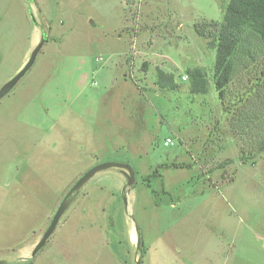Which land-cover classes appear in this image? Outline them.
I'll list each match as a JSON object with an SVG mask.
<instances>
[{
  "label": "rangeland",
  "instance_id": "obj_1",
  "mask_svg": "<svg viewBox=\"0 0 264 264\" xmlns=\"http://www.w3.org/2000/svg\"><path fill=\"white\" fill-rule=\"evenodd\" d=\"M229 2L0 0V89L46 39L0 101V257L189 264L196 251L198 264H264V153L241 159L264 134V83L241 71L231 93H257L223 104L217 51L196 32L222 22ZM195 69L207 73L205 94L192 92ZM106 162L131 166L135 185L117 168L98 173L43 249L15 261L75 182Z\"/></svg>",
  "mask_w": 264,
  "mask_h": 264
},
{
  "label": "trees",
  "instance_id": "obj_2",
  "mask_svg": "<svg viewBox=\"0 0 264 264\" xmlns=\"http://www.w3.org/2000/svg\"><path fill=\"white\" fill-rule=\"evenodd\" d=\"M196 32L217 51L213 81L221 102H244L251 94L257 93L255 89L236 98L230 86L243 70L258 75L255 79L258 87L264 83V0H230L222 22L197 25ZM189 76L193 93H207L209 80L206 72L195 69ZM169 86L174 88V85ZM225 108L229 114L227 105ZM261 153H264V134L256 133L249 146L242 147L241 159L246 164Z\"/></svg>",
  "mask_w": 264,
  "mask_h": 264
},
{
  "label": "water",
  "instance_id": "obj_3",
  "mask_svg": "<svg viewBox=\"0 0 264 264\" xmlns=\"http://www.w3.org/2000/svg\"><path fill=\"white\" fill-rule=\"evenodd\" d=\"M45 44H46V39L42 38L41 41L36 45V47L32 51L30 58L27 61V63L24 65V67L0 89V101L4 97H6L14 89V87L20 82V80L32 69L39 53L41 52ZM111 168H117L121 171V173L127 179V185L129 187H133L135 185L136 182L135 171L131 166L125 163L106 162V163L98 164L93 168H91L90 170H88L75 182V184L71 187V189L64 197L58 210L53 216L50 226L48 227L44 236L33 250L32 257H35L39 253V251L42 250L43 247L47 244L49 239L56 231L57 226L59 225L65 212L70 208L72 203L75 201L77 194L84 188V186L90 180H92L98 173L109 170ZM0 264H9V263L6 260H0Z\"/></svg>",
  "mask_w": 264,
  "mask_h": 264
},
{
  "label": "crops",
  "instance_id": "obj_4",
  "mask_svg": "<svg viewBox=\"0 0 264 264\" xmlns=\"http://www.w3.org/2000/svg\"><path fill=\"white\" fill-rule=\"evenodd\" d=\"M121 176H124L122 173H121ZM95 178V177H94ZM196 229H194V228H187V229H185V233H188V232H191V233H193L194 232V234H197V231H195ZM251 233H253V231H251L250 229H249V231H248V233H247V231H246V233H245V237H250L249 235L251 234ZM42 239V235L41 234H34L33 235V237H31L27 242H26V244L20 249V251L18 252V253H16V255H15V261L17 260V261H24V260H31V259H33L34 257H32V252H33V250L35 249V247H36V245L39 243V241ZM133 239L134 240H136V237H135V234L133 233ZM198 252H196V251H194V255H193V253L190 255L191 256V258H190V260H189V264H198V260H197V258H195L196 256V254H197ZM204 258H209L208 256L207 257H204ZM3 259H5L6 260V258H2V257H0V260H3ZM25 262V261H24ZM227 262V258H226V260L225 261H223V263H221V262H219L218 260L217 261H215V260H213V259H211V258H209L208 260H207V263L206 264H227L226 263Z\"/></svg>",
  "mask_w": 264,
  "mask_h": 264
},
{
  "label": "built area",
  "instance_id": "obj_5",
  "mask_svg": "<svg viewBox=\"0 0 264 264\" xmlns=\"http://www.w3.org/2000/svg\"><path fill=\"white\" fill-rule=\"evenodd\" d=\"M127 2V0H125ZM185 80V78H184ZM170 144H172V141L170 139H167V141L165 142L166 146H169Z\"/></svg>",
  "mask_w": 264,
  "mask_h": 264
},
{
  "label": "bare ground",
  "instance_id": "obj_6",
  "mask_svg": "<svg viewBox=\"0 0 264 264\" xmlns=\"http://www.w3.org/2000/svg\"><path fill=\"white\" fill-rule=\"evenodd\" d=\"M133 227V226H132ZM134 228V227H133ZM135 234V233H134ZM135 237H136V234H135Z\"/></svg>",
  "mask_w": 264,
  "mask_h": 264
}]
</instances>
